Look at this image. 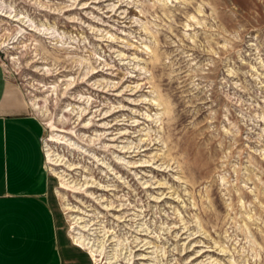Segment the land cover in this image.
Returning a JSON list of instances; mask_svg holds the SVG:
<instances>
[{
	"label": "rangeland",
	"instance_id": "obj_1",
	"mask_svg": "<svg viewBox=\"0 0 264 264\" xmlns=\"http://www.w3.org/2000/svg\"><path fill=\"white\" fill-rule=\"evenodd\" d=\"M0 64L94 264H264V0H0Z\"/></svg>",
	"mask_w": 264,
	"mask_h": 264
},
{
	"label": "crops",
	"instance_id": "obj_2",
	"mask_svg": "<svg viewBox=\"0 0 264 264\" xmlns=\"http://www.w3.org/2000/svg\"><path fill=\"white\" fill-rule=\"evenodd\" d=\"M29 105L0 64V264H94L58 209L44 124Z\"/></svg>",
	"mask_w": 264,
	"mask_h": 264
},
{
	"label": "bare ground",
	"instance_id": "obj_3",
	"mask_svg": "<svg viewBox=\"0 0 264 264\" xmlns=\"http://www.w3.org/2000/svg\"><path fill=\"white\" fill-rule=\"evenodd\" d=\"M78 234V233H77ZM76 234V235H77ZM78 235H80V234H78ZM75 240H76V243L79 245V246H81V247H85L86 245H88V244H90L89 242H86V240L83 238V237H81V236H76L75 238H74ZM94 246V245H93ZM93 248V247H92ZM93 255H95L94 253H93ZM95 258V257H94Z\"/></svg>",
	"mask_w": 264,
	"mask_h": 264
}]
</instances>
